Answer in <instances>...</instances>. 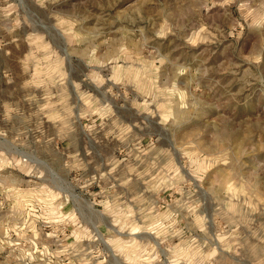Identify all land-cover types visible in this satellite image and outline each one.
<instances>
[{"label":"rangeland","instance_id":"obj_1","mask_svg":"<svg viewBox=\"0 0 264 264\" xmlns=\"http://www.w3.org/2000/svg\"><path fill=\"white\" fill-rule=\"evenodd\" d=\"M0 264H264V0H0Z\"/></svg>","mask_w":264,"mask_h":264}]
</instances>
